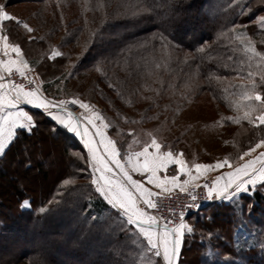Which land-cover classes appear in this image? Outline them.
Returning a JSON list of instances; mask_svg holds the SVG:
<instances>
[{
  "label": "trees",
  "instance_id": "trees-1",
  "mask_svg": "<svg viewBox=\"0 0 264 264\" xmlns=\"http://www.w3.org/2000/svg\"><path fill=\"white\" fill-rule=\"evenodd\" d=\"M23 2L41 4L50 15L48 33L32 40L15 23L5 24L11 41L21 46L38 74L44 94L58 99L74 94L73 84L99 85L101 92L95 96L114 116H108L111 128L117 122L130 123L124 114L132 108L154 112L203 103L228 132L232 163L264 138V126L223 119L243 115V108L232 105L244 103L239 94L250 84L249 71L255 73L257 90L264 92V67L254 61L250 68L239 48L219 35L233 24L245 25L258 50L264 51V32L256 24L264 13L260 0H247L253 11L243 16L228 0H150L153 14L136 17L132 13L139 0L3 1L6 7ZM245 2L239 0L240 5ZM184 26L188 29L182 30ZM160 32L172 43L167 68L156 67L161 62L160 40L152 37ZM146 39L151 41L148 46L139 47ZM52 47L63 55L47 59ZM201 47L205 52L197 51ZM26 109L36 115L38 127L32 136L21 132L0 161V264H119L115 250L127 244L125 234L107 232V221L90 222L94 215L104 216L107 205L78 187L90 177L77 172L84 164L70 159L69 153L84 152L83 145L63 129L52 132L54 122L41 110ZM123 137L129 139L130 134ZM115 142L123 152V143ZM26 146L32 160L28 169L18 162ZM29 173L33 178L26 177ZM69 175L76 186L61 188ZM25 199L30 201L28 209L20 207ZM240 203L242 214L232 202L221 201L188 218L196 231L185 238L180 264H264V186L258 185L253 195L242 194ZM40 207L49 210L39 213Z\"/></svg>",
  "mask_w": 264,
  "mask_h": 264
},
{
  "label": "snow or ice",
  "instance_id": "snow-or-ice-1",
  "mask_svg": "<svg viewBox=\"0 0 264 264\" xmlns=\"http://www.w3.org/2000/svg\"><path fill=\"white\" fill-rule=\"evenodd\" d=\"M260 2L264 4V0ZM228 6L238 8V15L241 16L250 15L253 11L247 0L244 5H240L239 0H228ZM153 12L150 0H139V6L132 15L151 16ZM13 22L22 26L29 34L34 31L27 22L9 13L5 4H0V161L7 156L21 132L32 136L38 127L36 115L26 111L22 105L40 109L44 116L54 122L52 132L58 133L63 129L78 138L84 152L72 151L69 157L82 161L84 167L77 166L76 170L80 173L87 172L90 177L86 184L78 187L100 198L107 205L106 214L94 215L90 222L107 221V232L117 229L125 234L128 241L125 246L115 250L119 264H180L185 238L194 235L196 231L195 226L185 219L186 210L199 207L195 189L202 186L207 193L206 199L232 202L242 214V194L253 195L258 185L264 186V151L257 154L258 149H264V138L243 151L236 158L237 163H232V158L226 156L212 164L189 165L182 158L183 153H175L170 148L164 150L165 145L158 142L151 133L148 134L151 137L150 143L145 141L140 150H131L129 146V150L122 153L117 143L107 134L110 122L93 105L76 97L56 100L42 92L37 77L30 78L29 74L33 72L30 62L23 58L21 46L11 41L5 28L6 23ZM256 24L264 32V15L256 17ZM246 28L245 25L233 24L227 32L222 31L219 35L229 38L239 48L250 68L254 61L258 67H264V51L258 50ZM157 36L160 40L161 62L156 63V67L167 68L171 60L172 43L163 32L154 33L152 39ZM28 39L32 40V36L29 35ZM150 42L146 39L139 47L145 48ZM197 51L203 53L205 48L201 47ZM62 55V52L52 48L47 59L52 60ZM228 59L233 57L229 56ZM96 70L101 71V67L97 66ZM17 76L27 81V84L17 82L14 79ZM254 76L255 73L248 72L250 84L239 94L244 103L232 105L237 110L243 108V115L223 119L234 123L246 120L254 127L264 126V92L257 90ZM260 81L264 85V73L260 75ZM69 105H78L84 111L76 115ZM254 113L258 115L254 116ZM23 154V161L18 162L25 169L31 168V153L27 146ZM170 166H175V174H168ZM225 166L230 170L217 175L210 185L207 182L203 185L197 183L204 173ZM193 169L196 175H193ZM134 174L139 178H134ZM181 176L184 178L180 179ZM74 186L76 179L72 175L63 179L60 185L63 189ZM176 188L187 193L191 201L182 206L178 219L160 217L149 211L158 208V198L169 195ZM89 200L91 201V196ZM61 202L55 201L57 204ZM52 203L53 201H49V205ZM89 206L91 207V203ZM20 207L29 208L30 201L25 199ZM48 210L47 207H40L38 211L45 213ZM169 211L175 217V210L170 208ZM211 235L209 233V238Z\"/></svg>",
  "mask_w": 264,
  "mask_h": 264
},
{
  "label": "rangeland",
  "instance_id": "rangeland-1",
  "mask_svg": "<svg viewBox=\"0 0 264 264\" xmlns=\"http://www.w3.org/2000/svg\"><path fill=\"white\" fill-rule=\"evenodd\" d=\"M3 1L4 0H0V4H4ZM46 8L47 7L44 8L41 4L23 2L9 5L6 7V10L11 14L16 15L24 22H27L29 26L36 31V33L29 34L22 28V26L18 25H15V28H22L25 31L24 33L26 36L34 35L40 37L47 34L50 29V15L48 14V10H46ZM261 15H264V13ZM186 29L188 28L185 26L182 28V30ZM33 73L34 76L37 77L39 86L42 90V82L38 74L35 70H33ZM93 78L95 77L93 76ZM92 79L87 81H92ZM75 86L76 85L73 84L72 92L74 91V94L69 96L63 94L62 97L56 100L70 99L72 97L84 100L93 105L95 109L106 118L107 122H109L108 116L111 114L108 113L107 109H105V105L96 99L95 96L101 92L99 85L81 82L77 87ZM83 111L84 110H82V112ZM126 112V114L123 113L124 117L131 119L130 123L123 125L117 122L114 127H110L107 130V134L114 141L123 143V152H127L129 150V146H131V150H140L145 141L150 143L151 137L148 134L151 133L157 138L158 142L165 145L164 150H168L170 148L175 153H183L182 158L189 165L192 163L212 164L217 160L224 159L229 153V145L226 143L228 132H225L227 130L224 131L225 128L218 123V119H216L215 114L211 112V109L208 106L206 107L203 103L190 104L188 106H181L179 104L177 109L173 110L172 108L168 109L163 107L160 111L155 110L153 112L145 110L144 108H132ZM111 116L114 117L113 115ZM127 133L130 134L129 139L123 137L124 135H127ZM67 134L73 136L69 133ZM136 141H139V143H136ZM118 148L120 149L119 146ZM222 171V168L211 171L210 174L206 175L197 183H200L207 178L215 179L217 176L215 174H219ZM175 172V166H170L168 174H175ZM32 173L27 174L26 177L33 178L34 175ZM175 191H179V189L172 192ZM186 222L189 224L192 223L190 219H187ZM246 224L249 225L250 221H247Z\"/></svg>",
  "mask_w": 264,
  "mask_h": 264
},
{
  "label": "built area",
  "instance_id": "built-area-1",
  "mask_svg": "<svg viewBox=\"0 0 264 264\" xmlns=\"http://www.w3.org/2000/svg\"><path fill=\"white\" fill-rule=\"evenodd\" d=\"M29 76L31 78L32 76H34V73L33 72L30 73ZM14 79L17 82H22V83L27 84V81L22 80L18 76L14 77ZM69 108L76 115H79L82 112V110L77 105H69ZM212 180H213V178H207V179L203 180L202 182H200L199 184L203 185L204 183L207 182L210 185ZM195 194L197 195V198H198L197 203L199 204V207L195 208V209L186 210V216H185L186 220L189 217H191L192 215L201 211L202 209L208 207L209 205H211L215 202H219V200H208V199H206L207 193L202 186L200 188L195 189ZM157 203H158L157 209L149 210L154 215L164 217V218H169V219H172V218L178 219L179 212H180L182 206H184L186 204H190L191 201H190L187 193H182L179 190V191L171 192L169 195H162L160 198H158ZM170 208L175 210V214H176L175 217H173V214L169 211Z\"/></svg>",
  "mask_w": 264,
  "mask_h": 264
},
{
  "label": "crops",
  "instance_id": "crops-1",
  "mask_svg": "<svg viewBox=\"0 0 264 264\" xmlns=\"http://www.w3.org/2000/svg\"><path fill=\"white\" fill-rule=\"evenodd\" d=\"M13 58H15V54L13 55ZM24 108H25V110L26 111H28L26 108H34V107H32V106H30V105H22ZM34 109H36V108H34ZM38 110H40V109H38ZM72 135V134H71ZM75 137V136H74ZM76 138V137H75ZM78 141H79V139L78 138H76ZM80 142V141H79ZM81 143V142H80ZM82 144V143H81ZM260 151H264V149H258L257 150V154L260 152ZM247 159V158H246ZM223 169V171L222 172H220L219 174H215V175H220L221 173H224V172H227V171H229L230 169L227 167V166H225V167H223L222 168ZM193 171V175H196V171H195V169H193L192 170ZM215 171V170H214ZM211 173V171L210 172H206V173H204L203 175H201L200 176V179L198 180V181H200L202 178H204L206 175H208V174H210ZM134 178H139L136 174H134ZM184 177L183 176H181L180 177V179H183ZM197 181V182H198ZM179 188H176V189H173V191L174 190H178ZM158 191V190H157Z\"/></svg>",
  "mask_w": 264,
  "mask_h": 264
}]
</instances>
